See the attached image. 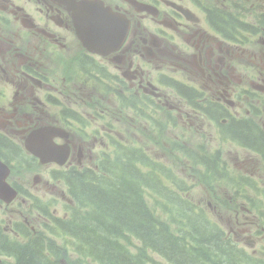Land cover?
Listing matches in <instances>:
<instances>
[{
	"label": "flooded vegetation",
	"instance_id": "flooded-vegetation-1",
	"mask_svg": "<svg viewBox=\"0 0 264 264\" xmlns=\"http://www.w3.org/2000/svg\"><path fill=\"white\" fill-rule=\"evenodd\" d=\"M217 1L224 7L236 2ZM95 7L111 16L106 18L110 32L116 33L120 18L129 24L122 46L113 37L114 52L87 50L76 33L74 11ZM213 10L216 4L208 0H0V157L11 168L7 180L18 198L28 191L21 174L23 155L31 157L24 145L35 130L53 128L59 153L68 152L63 164L40 165L31 158L27 169L38 168L35 181L47 187L56 170L75 175L93 165L97 139L109 132V105L123 108L129 100L189 121L200 115L182 104L181 95L191 88L209 98L210 107L230 114L264 107V67L251 71L264 63V46L256 43V34L252 41L240 38L242 46L228 42L226 33L216 31ZM254 94L259 98L250 97ZM97 121L104 123L101 129L93 126ZM90 138L95 139L91 146ZM0 205L7 206L1 200ZM3 221L4 235L19 236L3 229Z\"/></svg>",
	"mask_w": 264,
	"mask_h": 264
},
{
	"label": "trees",
	"instance_id": "trees-1",
	"mask_svg": "<svg viewBox=\"0 0 264 264\" xmlns=\"http://www.w3.org/2000/svg\"><path fill=\"white\" fill-rule=\"evenodd\" d=\"M210 17L216 20L218 32L257 34V29L242 23L238 15L216 8ZM260 24L264 26L262 21ZM198 110L216 119L208 107ZM224 114H218V119L225 118ZM167 119V128L177 127ZM153 125L160 126L158 121ZM222 128L234 142L264 154V132L253 121L229 117ZM109 144L111 153L105 152L98 169L75 175L60 171L56 175L67 182L70 194L84 209L73 211L67 221L52 218L61 234L73 240L79 256L69 264H84V260L94 264H152L150 254L170 264H264V259L255 258L228 238L209 211L190 198V183L177 172L135 142L114 137ZM182 148L185 150L183 143L170 142L172 153ZM201 154L189 152L195 163L207 168L206 175L216 178L226 173L219 153L204 156L207 152L203 150ZM29 162L26 160L27 167L32 166ZM24 196L36 201L28 191ZM15 229L27 236V231L18 226ZM0 256L13 260L0 264H64L60 258L66 251L59 254L56 243L41 235L31 238L27 245L11 240L0 227Z\"/></svg>",
	"mask_w": 264,
	"mask_h": 264
},
{
	"label": "rangeland",
	"instance_id": "rangeland-1",
	"mask_svg": "<svg viewBox=\"0 0 264 264\" xmlns=\"http://www.w3.org/2000/svg\"><path fill=\"white\" fill-rule=\"evenodd\" d=\"M247 1L251 2V0ZM256 2V7H264V0H256ZM217 3H219L217 0L216 2L208 0L209 5ZM261 12H264V10ZM256 17H247L246 21L254 24ZM127 103L130 106L132 105L129 101ZM133 105L137 109L128 108L122 113H120L122 110L118 106H108L109 116L107 121L109 124L105 126L109 129V132L104 131L102 133L103 139H97V147L92 150L94 153L93 162L98 159L99 151L106 148L107 140L109 143L115 136L121 142H135L138 146L144 147L153 158L160 162L178 166V176L190 183L188 185L190 198L209 211V216L213 222L223 229L228 238H231L239 247L245 248L255 258L264 259V200L262 198L264 165L253 159L254 155L250 157L248 150L241 148L237 143L227 140L228 144H223L219 129L210 122L193 120L192 124H188L186 121L178 119L177 116H173L177 119V127L170 129L167 128L168 119L164 114H158L154 119L158 121L160 126L153 125L151 121H148V114L145 111L138 114L139 105L136 102ZM185 106L188 108V105ZM77 109L81 111V108L78 107ZM150 113H154V110L151 109ZM196 117L191 119H197ZM259 119L260 117L254 120L258 122ZM102 125H104L102 121L93 123V126L99 129ZM91 131V129H88V132L91 133ZM161 136L164 138H161ZM88 140L87 145L91 146L95 139L90 138ZM172 141L187 142L192 149L204 145L205 150L209 153L221 150L223 152L224 167L230 173L233 181L218 183L216 178L211 180L208 178L209 175L205 174L206 167L202 165V167H195L192 165L191 160L185 159L178 153H172L170 149V142ZM109 147L111 148L110 144ZM23 157L25 156L23 155ZM39 174L38 168L34 170L26 168L21 174L22 185L33 196L43 200L50 196L58 198L59 205L52 206L51 213L56 217L66 218L67 209H65V204L61 202L69 203L71 201L68 198L65 185L60 183L55 188L53 182L52 185L45 187L43 180L35 181ZM241 177L243 180H252L256 183V188L242 191L241 187L238 186V183L242 181L239 180ZM203 181H207L208 184L203 186L201 184ZM234 183H236V186L233 185ZM63 196L65 197L63 198ZM21 200L23 201V199H19L16 204L22 202ZM27 203H23V209L20 211H16L14 205H0V221L4 220L2 226L3 229L7 230L12 229L15 226L13 222L17 221L19 224L27 226L28 228L25 227L26 230L32 231L31 238H36L42 234L40 231L43 229L44 225L42 223L45 218L36 215V209L33 211L32 208L26 207ZM8 217L13 219L12 224L8 223ZM49 233L51 232L49 231ZM41 236L44 240L54 241L59 254L66 251V256L60 258L63 263L69 264L79 258L74 252L72 240L68 237L61 234L51 237L48 233ZM8 237L22 242L19 237L16 238L12 234H8ZM150 257L152 264H170L154 254H150ZM83 263L94 264L88 260H84Z\"/></svg>",
	"mask_w": 264,
	"mask_h": 264
},
{
	"label": "water",
	"instance_id": "water-1",
	"mask_svg": "<svg viewBox=\"0 0 264 264\" xmlns=\"http://www.w3.org/2000/svg\"><path fill=\"white\" fill-rule=\"evenodd\" d=\"M107 16L111 17L105 10L95 7L94 9H82L74 18L77 35L88 50L99 54L116 51V48L111 47L114 36H117L118 46H122L125 42L129 31L128 22L124 17L123 19L120 18L119 27L116 29V33H113L109 31V25L106 22ZM90 26L92 30L89 29ZM56 136L55 132L50 134L49 129L37 130L26 139L25 148L42 164L50 162L61 164L67 159L68 152L64 151V155L59 161L57 157L58 148L53 141ZM8 175L7 166L0 161V199L7 203L11 202L16 195V191L6 183Z\"/></svg>",
	"mask_w": 264,
	"mask_h": 264
}]
</instances>
